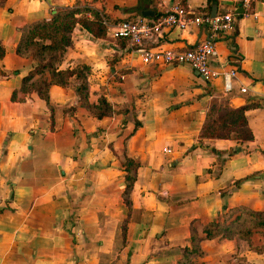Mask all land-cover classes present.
Returning <instances> with one entry per match:
<instances>
[{"label": "crops", "instance_id": "crops-1", "mask_svg": "<svg viewBox=\"0 0 264 264\" xmlns=\"http://www.w3.org/2000/svg\"><path fill=\"white\" fill-rule=\"evenodd\" d=\"M177 4L233 10V35L209 63L237 70L230 93L221 77L143 65L114 38L120 22L156 20ZM74 9L105 17V36L75 25L55 65L75 74L51 85L48 101L30 85L50 72L23 91L40 62L17 54L22 31ZM202 39L200 28L172 29L146 47L185 50ZM0 54V264H179L192 229L202 237L235 208L264 213V0H0ZM78 72L87 105L104 98L111 116L98 120L81 102ZM245 107L251 140L201 137L209 112ZM200 249L189 264H264V229Z\"/></svg>", "mask_w": 264, "mask_h": 264}, {"label": "trees", "instance_id": "trees-1", "mask_svg": "<svg viewBox=\"0 0 264 264\" xmlns=\"http://www.w3.org/2000/svg\"><path fill=\"white\" fill-rule=\"evenodd\" d=\"M83 12L91 13L93 16L91 22H88L83 17H78ZM77 24H80L95 38L105 36L106 28L103 25L101 16L89 9L63 10L54 15L49 22L30 25L22 31L17 54L25 57L30 56L40 62V65L23 80V91L29 90L27 85L35 76H43L45 72H50V82H46L41 77L36 83L30 85L43 100L48 101L49 87L53 84L65 85L67 78L75 74L70 71L58 72L55 65L59 61L60 56L70 46L69 36ZM81 73L78 72L76 74L77 77L82 79V84L78 89L81 102L93 112V115L98 120L111 116L113 113L112 107L104 98L99 100L97 106L87 105L86 83ZM245 111L246 107L209 112L207 121L201 131V137L209 139L236 138L241 141L251 140L252 135L246 125ZM129 166L133 165L129 164ZM127 170L126 179L129 182L127 191H129L134 179L131 170L129 168ZM258 229H264V213L262 212H254L246 208H235L226 213L223 212L219 218L202 229V237H199L194 229L191 230L190 247L184 249L183 257L179 264H189L193 256L201 255L200 243L203 240L231 239L237 236L239 239L247 241L252 233ZM258 251L260 252V250Z\"/></svg>", "mask_w": 264, "mask_h": 264}, {"label": "built area", "instance_id": "built-area-1", "mask_svg": "<svg viewBox=\"0 0 264 264\" xmlns=\"http://www.w3.org/2000/svg\"><path fill=\"white\" fill-rule=\"evenodd\" d=\"M235 18L233 10L212 16L209 13H192L186 7L177 4L156 20L136 17L122 21L114 26L113 34L114 38L126 43L130 52L138 55L143 65L188 67L207 83L221 77L225 93H230L232 91L231 81L236 77L237 70H214L209 63L217 44L233 35ZM101 19L103 25L109 28L105 17L101 16ZM191 27L200 28L203 35V39L193 48L168 50L146 47L147 43L157 40L165 31L172 29L185 31ZM240 92L245 94L247 91L243 88Z\"/></svg>", "mask_w": 264, "mask_h": 264}, {"label": "water", "instance_id": "water-1", "mask_svg": "<svg viewBox=\"0 0 264 264\" xmlns=\"http://www.w3.org/2000/svg\"><path fill=\"white\" fill-rule=\"evenodd\" d=\"M215 14H216V9L214 8V11H213V14L212 15L215 16ZM144 16H150L149 15V12H145L144 13Z\"/></svg>", "mask_w": 264, "mask_h": 264}]
</instances>
